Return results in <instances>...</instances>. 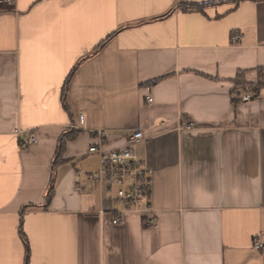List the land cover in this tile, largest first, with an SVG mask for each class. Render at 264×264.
Returning <instances> with one entry per match:
<instances>
[{
    "label": "crops",
    "instance_id": "0c3cea01",
    "mask_svg": "<svg viewBox=\"0 0 264 264\" xmlns=\"http://www.w3.org/2000/svg\"><path fill=\"white\" fill-rule=\"evenodd\" d=\"M135 129L155 210L113 224L121 205L74 170L99 167L98 131L110 152ZM255 238L264 0L0 4V264H264Z\"/></svg>",
    "mask_w": 264,
    "mask_h": 264
},
{
    "label": "built area",
    "instance_id": "2783aa9c",
    "mask_svg": "<svg viewBox=\"0 0 264 264\" xmlns=\"http://www.w3.org/2000/svg\"><path fill=\"white\" fill-rule=\"evenodd\" d=\"M14 0H0V4L12 5ZM240 39V35L235 36ZM253 94L244 96L246 100H251ZM148 102L152 97H146ZM185 127L190 128L191 123H186ZM107 137L106 131H98L96 138L98 141L90 147V152L99 155V167L96 170L82 172L75 169L74 173L77 181L84 176L100 183L101 187L111 198L121 205L115 210L112 219L113 224L122 222V214L128 211H138L141 213H153L154 207L151 201L152 195V171L147 166L146 160L138 152V147L144 142L145 137L141 129H135L128 135L126 146L116 151H104ZM37 141L35 134L29 135L23 141V145L28 147ZM107 210L100 209L99 215L104 216ZM144 226L146 228L157 225L154 216H145ZM264 243L255 238L254 246L257 249L263 247Z\"/></svg>",
    "mask_w": 264,
    "mask_h": 264
},
{
    "label": "trees",
    "instance_id": "16d2710c",
    "mask_svg": "<svg viewBox=\"0 0 264 264\" xmlns=\"http://www.w3.org/2000/svg\"><path fill=\"white\" fill-rule=\"evenodd\" d=\"M204 6H205L204 4H195V3H181V4H179V8L181 10H184V11H188V10H200V11H202ZM258 85H260V84H258ZM253 91H258V88H255ZM62 148H63V144H61V150H62ZM52 191H53V187H51L49 194L47 196L48 200H50V198H51ZM20 234H21V238L23 239V242H24V245L26 248V252H27V257H28L29 256V243H28L27 237L23 233L22 229L20 230Z\"/></svg>",
    "mask_w": 264,
    "mask_h": 264
}]
</instances>
